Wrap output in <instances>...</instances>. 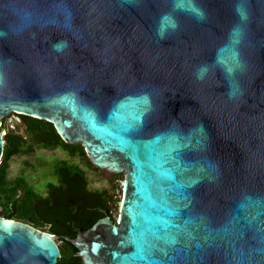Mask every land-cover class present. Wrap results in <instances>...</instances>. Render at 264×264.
I'll return each mask as SVG.
<instances>
[{"label": "water", "instance_id": "obj_1", "mask_svg": "<svg viewBox=\"0 0 264 264\" xmlns=\"http://www.w3.org/2000/svg\"><path fill=\"white\" fill-rule=\"evenodd\" d=\"M11 111L125 171L118 219L66 236L85 264H264V0H0ZM59 237L0 216V264Z\"/></svg>", "mask_w": 264, "mask_h": 264}, {"label": "trees", "instance_id": "obj_2", "mask_svg": "<svg viewBox=\"0 0 264 264\" xmlns=\"http://www.w3.org/2000/svg\"><path fill=\"white\" fill-rule=\"evenodd\" d=\"M27 138L5 135L0 159V216L30 223L37 228L59 234L60 255L56 264H85L75 239L79 229L86 230L99 218L112 216V195L107 188L89 189L85 168L99 169L92 163L80 142H67L53 122L22 114ZM62 148L69 158L56 159L46 193L38 192L25 176L7 179L10 159L30 154L37 148ZM115 220V218H113ZM53 220V222H52Z\"/></svg>", "mask_w": 264, "mask_h": 264}, {"label": "rangeland", "instance_id": "obj_3", "mask_svg": "<svg viewBox=\"0 0 264 264\" xmlns=\"http://www.w3.org/2000/svg\"><path fill=\"white\" fill-rule=\"evenodd\" d=\"M69 158V155L62 148H37L30 154L14 155L10 159V166L7 172V179H14L16 176L23 175L26 179L35 185L38 192L46 193L45 184L52 178V164L56 159ZM87 177V187L89 189L107 188L110 192L116 193L117 178L125 179V171L113 172L107 168L89 169L85 168ZM118 205H112V213L115 220L118 219L119 207L122 201L123 188L119 190ZM30 224V223H29ZM32 225V224H31ZM41 229V228H39ZM57 241V239H56Z\"/></svg>", "mask_w": 264, "mask_h": 264}, {"label": "built area", "instance_id": "obj_4", "mask_svg": "<svg viewBox=\"0 0 264 264\" xmlns=\"http://www.w3.org/2000/svg\"><path fill=\"white\" fill-rule=\"evenodd\" d=\"M23 113L19 111H11L8 114L2 115L0 117V133L4 137L5 135L9 133L13 134H18L22 136L23 138H27L28 133L24 127V119L22 116ZM117 188H116V193L112 195V205L114 204L115 208L118 205L119 199L118 197L120 196V188L124 187V179L117 178ZM112 209L114 210L113 206ZM113 210L111 212L113 213Z\"/></svg>", "mask_w": 264, "mask_h": 264}, {"label": "flooded vegetation", "instance_id": "obj_5", "mask_svg": "<svg viewBox=\"0 0 264 264\" xmlns=\"http://www.w3.org/2000/svg\"><path fill=\"white\" fill-rule=\"evenodd\" d=\"M52 222H53V220H52Z\"/></svg>", "mask_w": 264, "mask_h": 264}]
</instances>
